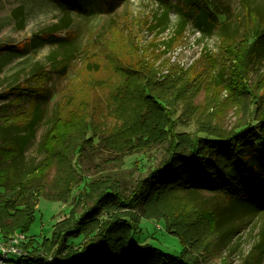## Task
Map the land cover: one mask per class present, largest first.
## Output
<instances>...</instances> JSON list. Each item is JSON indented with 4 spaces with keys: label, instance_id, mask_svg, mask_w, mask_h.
Segmentation results:
<instances>
[{
    "label": "rangeland",
    "instance_id": "rangeland-1",
    "mask_svg": "<svg viewBox=\"0 0 264 264\" xmlns=\"http://www.w3.org/2000/svg\"><path fill=\"white\" fill-rule=\"evenodd\" d=\"M60 1L0 0V173L23 178L42 162L30 229L9 234L13 217L0 219V247L12 243L21 254L108 187L130 198L177 137L182 144L205 127L228 132L246 121L251 101L264 108V46L246 51L254 23L241 3L217 14L209 31L190 17L174 33L178 0H166L173 4L166 24H156L165 6L158 0H99L91 15L76 0ZM248 3L264 14V0ZM10 53L18 55L3 56ZM43 70L45 89L34 104L36 89L16 88L36 86ZM166 190L156 206L95 203L99 219L136 213L145 242L179 253L180 239L189 240L185 254L196 264H264V210L228 204L216 191ZM174 229L185 231L182 238ZM8 254L0 252V264H16Z\"/></svg>",
    "mask_w": 264,
    "mask_h": 264
},
{
    "label": "trees",
    "instance_id": "trees-1",
    "mask_svg": "<svg viewBox=\"0 0 264 264\" xmlns=\"http://www.w3.org/2000/svg\"><path fill=\"white\" fill-rule=\"evenodd\" d=\"M163 2L156 24L167 23L171 3ZM61 5L73 3L85 8L87 15H91L100 6L99 0H61ZM241 3L246 14L253 20V28H248V40L251 42L246 51L259 45L264 46V14H258L247 7L248 0H178L173 7L178 13L179 33L188 19L194 17L197 29L209 31L213 27L215 16L231 9V5ZM192 13V14H191ZM223 14V13H222ZM223 22V21H222ZM54 24L51 28H54ZM176 28V25H175ZM46 40L54 39L51 31L45 32ZM227 37V34L221 35ZM26 49L20 51L24 54ZM18 54L10 53L9 57ZM0 59V63H1ZM45 70L36 76L35 85L20 86L16 89L20 93L33 92L35 97L45 89L43 81ZM242 83L245 81L242 79ZM148 91L149 88L145 87ZM151 97H157L150 94ZM37 97L34 100V104ZM31 99V97H30ZM33 104V105H34ZM256 101H251L250 114L246 121L238 127L221 132L205 127L200 133L194 134L182 144L179 138L172 143L166 158L158 167L142 178L128 199L117 197V192L111 187L103 190L95 203L107 200V205L116 202V198L124 206H156L167 196V190L180 187L182 190H208L222 194L226 203L241 202V206H249L256 210H264V108ZM56 116L50 129L45 133V142L52 128L57 124ZM17 151V150H16ZM41 161V160H40ZM38 161L23 178L5 180L0 173V219L12 216L13 223L7 228L9 234L19 231L26 233L34 219L37 197L42 194L38 179L33 175L38 171L42 162ZM0 166V171H3ZM131 202L133 204H131ZM92 204L90 209L75 215L74 213L64 222H58L50 237L43 238L40 245L22 255H14L16 264H196L187 252L189 240L182 238L185 231L174 229L172 232L185 246L179 253H172L145 242L141 238V231L137 225L136 213L121 215L109 213L107 217L99 219V207ZM89 210H92L89 212ZM104 212L107 210H103ZM102 211V212H103ZM168 225V224H167ZM8 226V225H7ZM3 226V227H7ZM0 227L2 223L0 222ZM2 232V231H1ZM82 236L79 245L69 242V238ZM32 244V243H31ZM30 246H26L27 249Z\"/></svg>",
    "mask_w": 264,
    "mask_h": 264
},
{
    "label": "built area",
    "instance_id": "built-area-1",
    "mask_svg": "<svg viewBox=\"0 0 264 264\" xmlns=\"http://www.w3.org/2000/svg\"><path fill=\"white\" fill-rule=\"evenodd\" d=\"M0 252H1V255L3 254L4 257H7V255H9L8 253L14 254V255L15 254L16 255H22L21 251L19 249H16V247L12 243L9 246H7V247L1 246L0 247ZM7 264H9V263H7Z\"/></svg>",
    "mask_w": 264,
    "mask_h": 264
}]
</instances>
